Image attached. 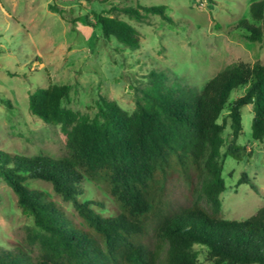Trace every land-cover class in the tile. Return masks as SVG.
<instances>
[{"label":"trees","instance_id":"16d2710c","mask_svg":"<svg viewBox=\"0 0 264 264\" xmlns=\"http://www.w3.org/2000/svg\"><path fill=\"white\" fill-rule=\"evenodd\" d=\"M110 10L94 12L96 24L104 37L131 49L140 46L139 31L119 13L139 22L152 16L175 22L166 4ZM250 13L254 22L241 19L236 28L247 40L262 41L264 0L251 4ZM155 76L154 87L133 112L104 95L93 117L67 108L63 102L70 84L51 82L30 93V112L61 126L68 152L53 158L0 150V177L40 232L36 255L22 246L0 249V264H264V206L240 220L218 215L226 189L224 160H241L246 151L238 141L245 105H254L253 139L264 138V63L234 61L196 95L187 85L167 84L162 74ZM239 87L246 90L230 106L227 137V119H219ZM175 171L195 195L190 206L180 209L167 200V183ZM86 178L105 185L114 211L107 212L100 199L80 198ZM29 179L51 182L55 192L73 204L79 221L45 191L29 187ZM239 182L248 179L244 175ZM195 245L206 249V262L199 259Z\"/></svg>","mask_w":264,"mask_h":264},{"label":"rangeland","instance_id":"374dc122","mask_svg":"<svg viewBox=\"0 0 264 264\" xmlns=\"http://www.w3.org/2000/svg\"><path fill=\"white\" fill-rule=\"evenodd\" d=\"M257 1L261 0H0V150L53 158L68 152L61 126L47 124L29 109L30 93L51 82L70 84L63 105L93 117L100 95L133 112L154 87L156 74H162L167 84L187 85L196 95L234 61L264 63V39L251 42L236 28L241 19L254 22L250 6ZM139 3L168 5L174 24L160 16L139 22L119 13L139 31L140 46L131 49L103 36L94 12ZM50 4L58 10H51ZM245 90L239 87L231 92L219 119H227V137L230 106ZM253 118L250 103L242 108L238 140L246 148L245 155L241 160L231 156L224 160L226 189L220 195L218 215L226 219L247 218L264 206V138L253 139ZM244 175L248 182L240 183ZM26 184L45 191L79 221L73 204L55 192L51 182L29 179ZM83 188L82 200L100 199L107 212L114 211L116 204L104 184L86 178ZM194 198L190 183L175 171L167 183L169 204L180 209L190 206ZM202 202L207 205L206 199ZM39 235L33 217L22 212L17 194L0 177V249L22 246L36 255ZM195 248L206 262V249Z\"/></svg>","mask_w":264,"mask_h":264}]
</instances>
